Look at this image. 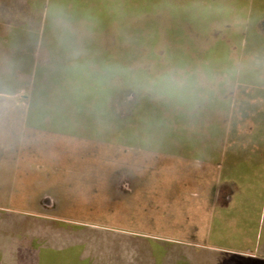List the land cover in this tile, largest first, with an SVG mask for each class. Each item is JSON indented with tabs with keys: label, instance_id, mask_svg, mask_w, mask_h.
I'll use <instances>...</instances> for the list:
<instances>
[{
	"label": "crops",
	"instance_id": "crops-1",
	"mask_svg": "<svg viewBox=\"0 0 264 264\" xmlns=\"http://www.w3.org/2000/svg\"><path fill=\"white\" fill-rule=\"evenodd\" d=\"M231 1L232 7L228 8L232 15L237 3L248 4L241 49L229 54L231 77L226 81L222 77L215 81L205 77L200 104L184 110L182 139H174L179 132L175 117H169L166 152L145 146L147 135L136 128L132 130L135 150L152 159L159 155L167 158L183 176L180 179L186 187L185 199L200 203L199 212L191 216L196 220L189 232L198 235L210 231L214 217L215 231L227 233L231 228L238 235L233 246L220 249H231L234 257L203 248L195 238L191 241L160 236L164 233L145 225L143 208L119 215L137 219L130 228L122 225L111 229L67 220L62 210L43 211L42 191L36 207L26 212L23 219L0 214V264H264V58L250 56L245 50L253 36L264 38V0ZM42 3L37 7L32 0H0V84L11 90V98L27 92L28 102L33 100L36 81L43 82V74L37 68L50 62L49 51L43 45L48 0ZM257 12H263L259 20L255 18ZM233 22L232 19V26ZM43 51L47 60L39 62ZM241 56L245 58L243 64ZM10 67L17 69L19 77L16 73L7 74ZM122 97L128 103L127 91ZM138 105L137 99L135 110L129 114L131 122ZM28 115H24V120ZM137 152L133 165L122 163L120 176L133 194L141 196L140 201L147 195L154 199L156 192L145 189L153 188L156 169L144 165ZM52 202L57 206V201Z\"/></svg>",
	"mask_w": 264,
	"mask_h": 264
},
{
	"label": "rangeland",
	"instance_id": "rangeland-1",
	"mask_svg": "<svg viewBox=\"0 0 264 264\" xmlns=\"http://www.w3.org/2000/svg\"><path fill=\"white\" fill-rule=\"evenodd\" d=\"M32 1L37 7L43 6V0ZM157 1L158 3L165 2L161 7L163 9L157 11L155 15L139 17L138 30L143 29L144 31V23L150 24L147 26L151 27L159 23V35L162 37L158 45L159 53L167 45L166 38L168 37L164 31L165 26L171 27V29L183 28L180 21L185 19L190 23H195L197 21L195 19L196 13L204 14L213 8L218 1L227 7H232L233 4L231 0ZM247 8L248 4L241 1L236 4L235 14L232 15L231 10L230 14L219 18L218 25L222 24V26L213 25L204 28L195 25L194 27L190 26V31H195L202 37L210 35L207 39H200V41L197 38L198 43L203 48L213 40H215L214 43L227 40L229 44L232 43L231 51L234 50L237 54L236 51L241 49L240 37L247 17ZM179 15L183 16L184 19L177 18ZM262 17L263 12L255 13L256 20ZM232 19L234 20L233 26L230 23L224 25L221 23L224 21L231 22ZM69 25L71 27L70 40L61 39L57 32L56 38L47 35L49 39L46 38L44 41L46 46L48 44L54 62L48 71L47 83L43 85L42 80L36 81L32 102H28L26 105L24 101L19 99L12 100L10 97L11 90L7 89V85L0 84V214L14 215V218L20 216L23 219L26 212L36 207L37 199H39L42 191L43 196L55 198L57 206L55 205L54 208L62 210L67 220L86 225L93 224L111 229L127 225L126 228H130L138 222H136L137 219L120 217L119 215L123 211H135L143 208L146 213L144 216L145 225L154 226L156 231L164 233L160 236H170L182 240L190 238L191 241L195 238L194 241L198 242L199 246L233 258L234 253L231 249H220L222 246H231L235 243V238L238 235L234 234L231 228L230 233L215 231L216 221L214 217L211 220L212 225L208 228L210 231H203L198 235L189 232V227H192L193 221L196 220L191 216L196 211L199 212L200 203L185 199L183 196L185 186L180 179L183 176L180 175V170L171 164L167 158H162L159 155L158 160L152 159L149 155L138 153L135 150L137 143L135 131L132 129L136 128L143 132L142 123L141 125L132 124L133 121L123 123L114 115L109 114H106L108 116L105 118H98L94 121L79 117L73 122L63 118L62 115L65 112L58 110L60 108L59 100L68 96V90L65 93L62 92L61 87H65V85L60 84H65L66 67H71L66 66L65 63L73 66L81 55L88 56L91 54L93 56L94 50H87V45L93 42L102 46L115 43L113 36L105 38L100 33H93L84 23L76 21ZM185 27L188 28V26ZM187 28L185 29L188 30ZM213 28L216 30L209 33ZM229 30L230 33H228ZM122 49L123 53L126 50L125 55L131 50L129 47L125 48V44H123ZM17 50L21 49L17 48ZM245 50L250 56L257 58L262 56L264 58V38L253 36ZM146 52L145 49L144 51H131L133 70L140 68L146 59ZM135 57L137 58L136 61L134 60ZM38 60L39 62L47 60L44 51L39 54ZM62 60L63 67L61 66ZM126 60L124 56L123 62L126 63ZM244 60L245 58L242 57L240 64H243ZM146 63L147 61H145ZM38 68V73L42 75L43 68ZM1 69L2 67H0ZM7 70H10L7 71V74L8 72L10 74L16 73L19 77L17 69L10 67ZM2 74L0 71V77ZM125 85L122 81L119 89H126ZM72 86L81 87L83 90L87 89V87L83 88L77 83L72 84ZM127 96L131 100H137V96L131 91H127ZM120 97L121 95L117 96L114 106L117 115L120 112ZM43 103L49 105V110L45 113H43ZM133 107L132 103H128V113ZM25 114H29L27 121L24 120ZM43 119H47V121H43ZM49 119L51 120L48 121ZM155 134L159 137L162 133L156 131ZM158 137L144 138V143L148 146L162 147ZM136 152L144 165H152V169H156L157 174L153 176V188L147 187L145 189V191L153 190V193L156 192L153 194L154 199L147 195V198L140 201L141 196L138 193V195L133 194V192H125V195L118 184L122 163L133 165ZM161 153L164 152L161 151ZM175 190H180L181 194L172 193ZM138 224L140 225V223ZM172 230L175 232L166 233L173 232ZM28 236L35 240L30 233ZM225 264H232V262L227 261Z\"/></svg>",
	"mask_w": 264,
	"mask_h": 264
},
{
	"label": "trees",
	"instance_id": "trees-1",
	"mask_svg": "<svg viewBox=\"0 0 264 264\" xmlns=\"http://www.w3.org/2000/svg\"><path fill=\"white\" fill-rule=\"evenodd\" d=\"M164 4V1L158 3L157 0H48L46 22L43 29V45L50 53V62L43 66V85L47 83L48 71L54 62L48 44L46 46L44 43L46 38L49 39L47 35L51 38H56L55 35H58L51 23L54 11L60 13L68 24L78 21L87 25L93 33H100L105 38L107 36L114 37L115 43L113 45L102 46L95 42L87 45L88 51L94 50L93 56L91 54L88 56L81 55L73 66L65 63L66 66L71 67H66L65 84L60 85H65L61 89L64 93L68 90V96L59 100V106L60 108L67 107V109L71 107L79 114H86L87 111L82 109H87L85 104L89 101L94 109L91 113L95 115L96 119L105 118L108 116L106 114L111 115L112 113L109 110V105L111 106L113 99L123 91H131L139 100L133 124L141 125L142 123L143 132L147 135L145 138L158 137L155 132H161L158 140L162 147L157 148L162 152L167 151L168 131L170 130L169 117L171 115L175 117L173 118L179 132V135L175 136L174 139H182L184 110L193 109L200 104L203 99L202 90L193 101L177 103L143 91L137 87L138 79L143 75L156 74L162 70L177 67L200 71L210 81H215L217 77H222L226 81L231 77L232 68V62L229 58L232 43L229 44L227 40L214 43L215 40H213L203 48L198 41L207 39L210 35L202 37L195 31H190V26L194 27L195 25L204 28L213 25L222 26V24L218 25L219 18L230 14L231 9L218 2L204 14L196 13L195 19L197 21L195 23H190L186 19L183 20L182 14L179 15L177 18L183 20L180 21L183 28L171 29V27L166 26L165 29L163 28L168 37L166 38L167 45L159 53L158 45L162 38L159 35V23L154 25L156 27L147 26L150 24L144 23V31L143 29L138 30V24L139 17L155 15L157 11L163 9L161 7ZM207 19H209L208 22ZM221 23L224 25L230 22ZM213 30L216 28H213L209 33ZM123 44H125V48L131 49L127 55H125L126 50L123 53ZM202 48L203 51H201ZM144 49L147 51L146 59H144L147 63L145 64L144 61L139 69L133 70L131 51H144ZM124 56L127 59L126 63L123 62ZM135 59L137 60L136 57ZM62 64L63 60L61 66ZM116 69L123 71H115ZM122 81L126 84V89L123 90L119 89ZM74 83L82 85L83 88L87 87V89L83 90L79 86V88H75L72 86ZM81 91L83 92L81 93ZM211 96L213 98V95ZM63 112L67 113L66 110ZM144 145L147 146L145 143Z\"/></svg>",
	"mask_w": 264,
	"mask_h": 264
},
{
	"label": "clouds",
	"instance_id": "clouds-1",
	"mask_svg": "<svg viewBox=\"0 0 264 264\" xmlns=\"http://www.w3.org/2000/svg\"><path fill=\"white\" fill-rule=\"evenodd\" d=\"M51 23L61 39H71V27L60 13H52ZM137 87L161 99L187 103L196 99L205 87V77L200 71L172 67L156 74L143 75L138 79Z\"/></svg>",
	"mask_w": 264,
	"mask_h": 264
},
{
	"label": "flooded vegetation",
	"instance_id": "flooded-vegetation-1",
	"mask_svg": "<svg viewBox=\"0 0 264 264\" xmlns=\"http://www.w3.org/2000/svg\"><path fill=\"white\" fill-rule=\"evenodd\" d=\"M43 65H46V64H43ZM122 93H120L121 95ZM12 100H16V99H19L21 101H24L25 103L28 102L30 99L29 97L27 96V92L25 91H22L20 94H19V97L18 98H11ZM117 97L113 99V102L111 104V106L109 105V110L112 112L111 115H114L116 118H118V120L120 121H123L124 122H127V121H130L131 117H130V112H133L135 110V107H133L132 110H130V112L128 113V103H132L135 105V101H137L136 99L135 100H131L130 98H128V103H126L125 99L122 97L119 98V102H120V112H119V115H117L116 111H115V101H116ZM89 102V101H88ZM87 104H85V106L87 107V109H82V110H85L87 111L86 114H79L77 112H75V110H72L71 107L67 109L66 108H59L58 110L59 111H63V110H66L67 113L63 114V118L67 121H76L79 119V117H82L83 119H86L88 121H94L96 120V117L93 113L94 109H93V105L91 102H89ZM91 103V104H90ZM49 110V105H47L46 103H43V113H45L46 111ZM130 114V115H129ZM44 117V115H43ZM77 118V119H76ZM51 119H49L48 121H50ZM43 121H47V119H43ZM118 184L121 186V191L123 193H127V192H131L128 184L126 183V181L124 179L121 178V176H119L118 178ZM125 193V194H126ZM52 200H55V198L53 197H49V196H43V211L45 210H51L52 208H54V205H53V202ZM56 201V200H55Z\"/></svg>",
	"mask_w": 264,
	"mask_h": 264
}]
</instances>
